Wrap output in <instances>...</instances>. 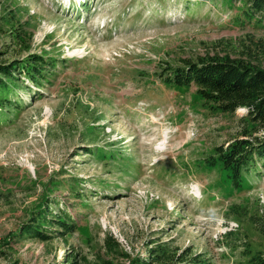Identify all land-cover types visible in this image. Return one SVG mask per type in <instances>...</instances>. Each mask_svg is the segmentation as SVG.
Wrapping results in <instances>:
<instances>
[{
  "label": "rangeland",
  "instance_id": "1",
  "mask_svg": "<svg viewBox=\"0 0 264 264\" xmlns=\"http://www.w3.org/2000/svg\"><path fill=\"white\" fill-rule=\"evenodd\" d=\"M243 10L231 0H0V63L42 50L64 59L50 84L28 82L36 95L15 90L21 109L0 110V264H128L106 236L131 257L159 239L213 264H250L222 231L264 249V172L235 189L206 162L237 135L244 109L214 114L194 88H167L153 73L208 53L264 69V18L241 24ZM19 24L26 51L8 32ZM58 179H79L82 196ZM48 199L77 229L14 237Z\"/></svg>",
  "mask_w": 264,
  "mask_h": 264
},
{
  "label": "trees",
  "instance_id": "2",
  "mask_svg": "<svg viewBox=\"0 0 264 264\" xmlns=\"http://www.w3.org/2000/svg\"><path fill=\"white\" fill-rule=\"evenodd\" d=\"M231 2H240L244 7L242 15L244 18H236L241 24L264 18V0H231ZM16 14L17 9L10 11L12 24L15 23ZM19 25V27L11 26L8 32L16 43L24 44L26 51L29 45L22 36L28 29L24 28V30L22 24ZM60 62H64V59L42 50L38 53L27 52L23 58H13L0 63V110L21 109L19 98L13 97L15 90L21 88L24 93L36 95V89L32 86L41 89L46 84H50ZM153 73L156 80L167 88H194L203 105L214 114L234 116L238 109H244L243 114L237 118V135L225 144L214 146L213 153L206 162L209 165L220 164L228 172V179L235 189L242 186L244 177L261 176L264 172L263 68L246 55L233 58L228 55L221 57L218 53L214 55L208 53L195 58L179 57L173 62L162 61L160 65H156ZM102 154L105 155L103 152ZM58 180L54 185L60 186L61 183H65L70 189L76 190V194L82 196L79 193L81 185L79 179H69L66 182ZM52 204L53 200L48 199L43 207L32 211L14 237L46 242L55 237L63 238L72 234L77 229V222L65 211L54 212ZM262 228L264 231V227ZM222 238L229 239L233 246L242 247L241 254L248 258L250 264H264V249L252 252L249 249L250 243L245 238L239 237L234 230L225 231L222 233ZM104 244L109 250L118 252L129 262L128 264H213L211 258L206 257L202 252L195 253L190 248L179 251V248H172L168 242L159 239L151 241L147 256L143 258L131 257L122 250L119 253V243L109 236L105 237ZM74 263L73 257L70 264ZM93 264L119 263L100 260Z\"/></svg>",
  "mask_w": 264,
  "mask_h": 264
},
{
  "label": "built area",
  "instance_id": "3",
  "mask_svg": "<svg viewBox=\"0 0 264 264\" xmlns=\"http://www.w3.org/2000/svg\"><path fill=\"white\" fill-rule=\"evenodd\" d=\"M225 231L223 230L222 233H224Z\"/></svg>",
  "mask_w": 264,
  "mask_h": 264
}]
</instances>
